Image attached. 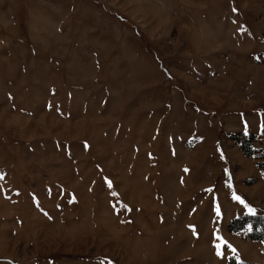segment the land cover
<instances>
[{
  "label": "rangeland",
  "instance_id": "obj_1",
  "mask_svg": "<svg viewBox=\"0 0 264 264\" xmlns=\"http://www.w3.org/2000/svg\"><path fill=\"white\" fill-rule=\"evenodd\" d=\"M0 264H264V0H0Z\"/></svg>",
  "mask_w": 264,
  "mask_h": 264
},
{
  "label": "snow or ice",
  "instance_id": "obj_2",
  "mask_svg": "<svg viewBox=\"0 0 264 264\" xmlns=\"http://www.w3.org/2000/svg\"><path fill=\"white\" fill-rule=\"evenodd\" d=\"M234 199H237V200H240V198L239 197H235L234 196ZM240 203H244L242 200H240ZM250 213L253 211L251 208H249V210H248ZM219 254V253H218Z\"/></svg>",
  "mask_w": 264,
  "mask_h": 264
}]
</instances>
